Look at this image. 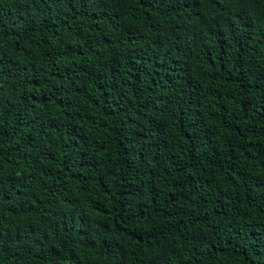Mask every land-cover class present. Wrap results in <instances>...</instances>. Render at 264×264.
<instances>
[{
	"label": "trees",
	"instance_id": "1",
	"mask_svg": "<svg viewBox=\"0 0 264 264\" xmlns=\"http://www.w3.org/2000/svg\"><path fill=\"white\" fill-rule=\"evenodd\" d=\"M0 264H264V0H0Z\"/></svg>",
	"mask_w": 264,
	"mask_h": 264
}]
</instances>
